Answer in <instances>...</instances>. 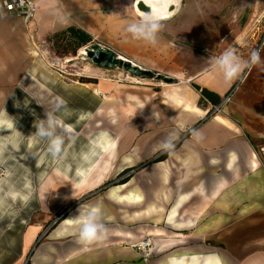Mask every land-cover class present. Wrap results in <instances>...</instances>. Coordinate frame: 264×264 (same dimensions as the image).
<instances>
[{"label": "crops", "instance_id": "1", "mask_svg": "<svg viewBox=\"0 0 264 264\" xmlns=\"http://www.w3.org/2000/svg\"><path fill=\"white\" fill-rule=\"evenodd\" d=\"M32 1L36 9L28 25L36 36L73 27L91 37L88 45L106 46L141 68L147 67L148 62H158L159 69L166 62H181L180 48L176 49L181 36L175 38V30L182 29L177 17L182 0H172V16L162 20L164 27L155 45L133 40L125 32L126 24L139 15L135 7L137 0ZM189 2L192 4V0ZM255 12L264 14V0H258ZM0 13L4 18L16 16L1 8ZM189 24L190 30L197 31L196 20ZM166 29L174 31L173 37L167 38ZM185 52L188 57L185 66L190 75L180 80L183 74L168 73L178 79L176 86L162 82L163 95L160 92L152 100L149 97V103L144 98L138 105L134 104L135 111L141 110V104L148 107L143 132L120 136L101 133L97 140L99 155L86 169L79 170L78 180L70 183L67 195L77 199V196L99 191L102 183L111 180L107 189L100 190L99 199L82 205H98L102 209L107 228L105 238L90 244L81 243L76 225L63 223L67 217L78 216L77 210L60 220L57 230L45 235L46 245L38 246L36 220L23 231L8 232L19 236L18 256L10 264H23V255L27 252H31L28 264H105L107 261L133 264L131 260L136 253L121 243L130 244L145 236L153 237V252L159 255L149 264H264V220L257 218L261 209L253 202L264 201V169L252 145L242 135V128L218 115L207 117L212 103L192 86L206 88L221 99L233 82L226 83L214 68L207 79L203 76L204 65L198 64L196 55L191 60L192 50ZM190 81L194 82L192 88L185 85ZM252 98L240 90L233 95V103L241 110L248 109L249 117L255 121L261 120L259 115H264V111L256 105L264 98L257 97L254 102ZM252 104L255 107H251ZM153 112L158 113V119L153 117ZM126 114L125 120L130 124V112ZM116 120L117 124L120 119ZM199 120L203 122L195 129L204 138L197 142L186 130ZM172 132L177 133L173 140L176 146L162 160L156 161L155 157L166 151L160 147L161 142ZM128 168L132 169L122 175L128 174L125 182H119L122 177L113 181ZM57 171L55 169V174ZM52 181L53 177L48 176L44 194L49 192ZM250 186L257 195L247 199L245 192ZM53 198L51 203L56 208L72 202H63L59 192ZM233 210H237V216L231 220ZM258 221L263 227L260 228ZM236 224L230 233V227ZM215 238L220 239L225 248L208 244ZM32 246H35L33 250Z\"/></svg>", "mask_w": 264, "mask_h": 264}, {"label": "rangeland", "instance_id": "2", "mask_svg": "<svg viewBox=\"0 0 264 264\" xmlns=\"http://www.w3.org/2000/svg\"><path fill=\"white\" fill-rule=\"evenodd\" d=\"M189 1L182 0L177 16L182 26L181 30L179 27L175 30V38L181 36L176 48H180L182 54L180 64L166 62L159 69L158 62H148L145 64L149 67L143 68L161 75L178 72L183 74L180 80H185L190 72L185 66L188 57L184 54L192 50L191 60L196 55L198 64L204 65L203 76L209 79L214 59L226 49L234 48L244 60L250 58L253 50L258 51L261 63L245 69L233 81L227 89L232 88L229 100L225 101L226 91L213 115L242 128V135L252 145L264 169V115H259L261 120L255 121L249 117L248 109L241 110L233 103V95L240 90L243 95H251L253 102L257 97L264 98V14L255 12L258 0H192V4ZM195 20L197 31L189 28V23ZM173 32L166 29L167 38L173 37ZM78 45L65 30L36 36L28 22L18 16L4 18L0 13V246L5 248H0V264H10L18 256L19 236L9 231L18 233L38 221V246L46 245L45 235L57 230L61 219L88 201L100 198V190L77 196V199L69 198L67 191L70 183L78 180L79 170L86 169L99 155V135L143 132V118L148 107L141 104V110L135 111L134 104L138 105L144 98L149 103V97L152 100L160 92L163 95L165 88L160 85L163 80L134 76L119 67H97L80 52V48L88 44ZM177 81L169 84L176 86ZM192 83L185 85L189 88ZM60 100L64 103L57 109L55 106ZM261 102L256 106L264 111V101ZM45 111H54L61 120L58 132L65 137L66 155L59 160L48 152L47 141L35 134V122L46 118ZM127 111L132 119L130 124L125 120ZM117 118L120 120L116 124ZM67 124L71 129L65 131ZM48 176H52L53 181L49 192L44 194ZM58 192L63 202L72 201L58 206L59 212L51 203ZM245 194L247 199L257 195L251 186L246 188ZM253 202L261 209L257 218L264 220V201ZM231 213V220L236 219L237 210ZM261 223L258 221L260 228L263 227ZM237 225L230 227V233ZM147 239L149 246L141 250L139 243ZM219 240L215 238L208 244L225 248ZM121 244L130 246L136 253L131 260L133 264H149L159 256L153 252L152 236ZM35 246L30 248L33 250ZM30 254L23 255V264L29 263Z\"/></svg>", "mask_w": 264, "mask_h": 264}, {"label": "clouds", "instance_id": "3", "mask_svg": "<svg viewBox=\"0 0 264 264\" xmlns=\"http://www.w3.org/2000/svg\"><path fill=\"white\" fill-rule=\"evenodd\" d=\"M162 17L155 7L150 12L140 13L136 18L130 20L125 27V32L130 35L131 39L143 41L151 45L158 43L159 33L163 30ZM261 63L260 54L253 50L248 60L242 59L237 55L236 50L232 47L226 49L220 56L213 61V68L222 74L226 83H231L239 78L245 69L259 65ZM62 100L55 106L57 109L63 104ZM46 118L39 119L35 122L37 129L35 134L42 140L47 141V150L53 158L62 159L66 155L64 149L65 137L58 132L61 127V120L54 111H45ZM153 117L158 119V113L153 112ZM68 131V126H64ZM193 138L199 142L203 140V134L193 128L191 129ZM177 137L176 132H172L161 142L160 147L164 150H170L174 147L173 140ZM78 216L75 218L65 219V223L76 225L79 241L84 244H90L95 241L103 240L107 234L102 209L97 206H80Z\"/></svg>", "mask_w": 264, "mask_h": 264}, {"label": "water", "instance_id": "4", "mask_svg": "<svg viewBox=\"0 0 264 264\" xmlns=\"http://www.w3.org/2000/svg\"><path fill=\"white\" fill-rule=\"evenodd\" d=\"M139 6L146 5L143 2H140ZM148 12H150L149 8ZM85 56L97 67H119L134 76L157 78L163 80L165 83H173L175 81V79L171 76L161 75L160 73H155L148 69L141 68L139 65L117 55L110 48L101 46L98 43H92L85 47Z\"/></svg>", "mask_w": 264, "mask_h": 264}, {"label": "trees", "instance_id": "5", "mask_svg": "<svg viewBox=\"0 0 264 264\" xmlns=\"http://www.w3.org/2000/svg\"><path fill=\"white\" fill-rule=\"evenodd\" d=\"M65 32H66L67 34H69L71 37H73L74 39L77 40V42H78V44H79L78 47H80V46H85V45L88 44V42L91 40V37H90L87 33H85V31H83V30H79V29H75V28H73V27H69V28H66V29H65ZM192 86H193L196 90H198V91L200 92V94H201L202 97H204V98H206L207 100H209V101L212 103V106H214V105H218V104L220 103L219 96L216 95L215 93H213V92L207 90L206 88H200V87H199L198 85H196V84H192ZM231 89H232V88H230V89L225 93V95H228V94L231 92ZM199 102H200V101H199ZM199 104H200V103H199ZM208 111H209V112H207V117L213 115V112H212L211 109H209ZM207 117H206V118H207ZM201 122H203V121H202V120H199V121H197L196 123H194L192 126H190V128H188V129L186 130V134H189V133L191 132V129L196 128ZM175 146H176V145H174V147H175ZM174 147H173V148H174ZM173 148H171V149H173ZM169 151H170V150H166V151H164V152H161V154L159 153V154L155 157V160H156V161H158V160H162V159L166 156V154H167ZM131 169H132V168L124 169L119 175L125 174V173H127L129 170H131ZM127 175H128V174H127ZM127 175L124 176V177H122V178L119 180V182H120V183L125 182L126 179H127ZM110 184H112L110 180L105 181L104 183L101 184L99 190H105V189H107V187H108ZM61 220H62V219H61Z\"/></svg>", "mask_w": 264, "mask_h": 264}, {"label": "built area", "instance_id": "6", "mask_svg": "<svg viewBox=\"0 0 264 264\" xmlns=\"http://www.w3.org/2000/svg\"><path fill=\"white\" fill-rule=\"evenodd\" d=\"M0 8L20 17L24 22H29L33 18L36 9L32 0H0ZM227 100H229V94L225 97V101ZM220 104L221 102L211 106L213 114L220 107ZM149 244V239H147L146 242L141 241L138 246L141 247V250H145Z\"/></svg>", "mask_w": 264, "mask_h": 264}, {"label": "bare ground", "instance_id": "7", "mask_svg": "<svg viewBox=\"0 0 264 264\" xmlns=\"http://www.w3.org/2000/svg\"><path fill=\"white\" fill-rule=\"evenodd\" d=\"M140 2H143L146 6H139ZM172 5H173L172 0H137L135 3V7L137 9L136 11L138 12V14L143 13V12H148V7L150 8V10L152 7H155V8L159 7L158 9L162 8L161 9L162 11H159V13L164 18H168L172 16V14H170V8ZM80 52L81 54L85 55V47L80 48ZM113 191L114 189L111 190L112 193ZM70 218L71 217H67L66 219H70ZM63 223L70 224V223H65L64 221Z\"/></svg>", "mask_w": 264, "mask_h": 264}]
</instances>
